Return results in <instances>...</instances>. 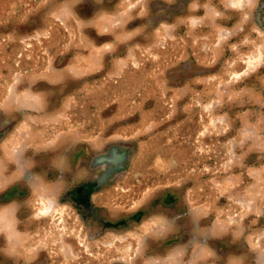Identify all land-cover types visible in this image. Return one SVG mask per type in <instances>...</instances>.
Masks as SVG:
<instances>
[{"label":"rangeland","instance_id":"374dc122","mask_svg":"<svg viewBox=\"0 0 264 264\" xmlns=\"http://www.w3.org/2000/svg\"><path fill=\"white\" fill-rule=\"evenodd\" d=\"M0 264H264V0H0Z\"/></svg>","mask_w":264,"mask_h":264},{"label":"crops","instance_id":"0c3cea01","mask_svg":"<svg viewBox=\"0 0 264 264\" xmlns=\"http://www.w3.org/2000/svg\"><path fill=\"white\" fill-rule=\"evenodd\" d=\"M10 138H12V137H11V136H10V137H8V139L6 140V143L4 142V143H5V145H4V146H7V144H8V140H9ZM4 143H3V144H4Z\"/></svg>","mask_w":264,"mask_h":264}]
</instances>
